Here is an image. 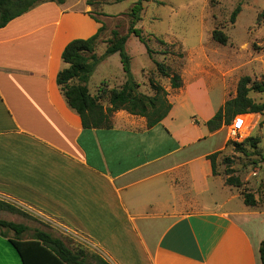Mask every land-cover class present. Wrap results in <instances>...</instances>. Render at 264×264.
<instances>
[{"label": "crops", "instance_id": "obj_1", "mask_svg": "<svg viewBox=\"0 0 264 264\" xmlns=\"http://www.w3.org/2000/svg\"><path fill=\"white\" fill-rule=\"evenodd\" d=\"M87 10L86 0L44 2L0 28V200L44 216L45 226L63 223L108 264H261L264 184L252 193L257 206L232 207L241 192L225 185L221 156L230 128L253 137L262 115L236 116L212 132L206 126L235 97L237 67L191 54L181 86L164 87L170 109L161 121L148 127L144 117L117 110L110 128H85L56 76L66 67L65 46L101 26ZM109 65L122 81L118 54L100 61L89 81ZM109 78L102 80L112 89ZM217 152L213 175L208 156ZM0 264H22L1 235Z\"/></svg>", "mask_w": 264, "mask_h": 264}, {"label": "rangeland", "instance_id": "obj_2", "mask_svg": "<svg viewBox=\"0 0 264 264\" xmlns=\"http://www.w3.org/2000/svg\"><path fill=\"white\" fill-rule=\"evenodd\" d=\"M136 1L99 0L94 1L96 5H87L89 8L88 12L86 11L87 14L91 16V13L105 26V31L100 36L95 51L97 56L101 54L102 46H106V41L110 38L112 30L118 31L120 35L127 33L130 25L128 12ZM81 3L82 0H79V5ZM238 3H241V10L235 23L231 24L229 17ZM142 8L141 20L135 24V27L142 30L149 47L153 50L152 59H157L160 63L167 65L171 75L179 74L186 60L192 54V56L197 55L201 58L207 56L225 60L227 65L237 67L240 77L247 75L252 80L264 81V23H257L258 14L264 10V0H244L242 2L241 0H146L142 2ZM214 29L221 30L228 36V43L225 46L212 41L211 33ZM155 37L164 40L167 45L160 46ZM126 46L128 52L133 55L132 63L130 60L131 74L136 81L143 85L141 91L138 90V92H153L149 82L163 88L170 84L168 78L161 77L156 73L154 66L147 68L150 61L144 53L145 47L132 34L129 35ZM118 74L119 70L116 66L109 65L107 68H102L101 71L94 73L88 87L91 92H98L99 89L110 90L106 85H102V79L110 77V82L117 85L112 88H119L124 82V76L120 81ZM119 81L122 82L121 85L118 83ZM250 97L257 103H264V93L252 92ZM107 100L106 95L102 97V105L108 106ZM252 136L259 139L258 145L263 156L236 152L232 144H229L222 157L230 159L232 162L230 167L234 170V176L238 177L244 185L256 183L250 187L251 189L247 186L240 188V192L244 189L251 193H260L263 190L261 186L264 184V173H262L264 170L262 169L264 164V127H256L252 131ZM223 166L225 169L224 164ZM222 174L224 175V173ZM234 194L238 197L232 200V207L244 206L242 197L237 192ZM4 201L11 203L7 200ZM19 207L25 215L0 211V219L25 225L28 231L23 237H30L33 230L38 229L60 237L73 249L84 248L89 256L99 254L93 243L62 225L63 223L56 222L62 227L45 226L49 221L44 216ZM8 235L11 237L13 233L8 232ZM88 258L90 264H96L95 260Z\"/></svg>", "mask_w": 264, "mask_h": 264}, {"label": "trees", "instance_id": "obj_3", "mask_svg": "<svg viewBox=\"0 0 264 264\" xmlns=\"http://www.w3.org/2000/svg\"><path fill=\"white\" fill-rule=\"evenodd\" d=\"M94 1L99 0H87L86 5H96ZM143 1L146 0H137L129 10L130 25L126 34L120 35L116 30L111 31V36L106 41V49L101 56H97L95 51L100 36L105 31V26L91 13L90 17L101 24L96 33L87 39L70 41L62 51L61 60L66 67L58 72L56 83L68 106L80 116L85 128H110L109 115L117 110H125L131 115L144 117L147 120V126L151 127L161 121L170 109L163 87L149 82L153 91L152 96L138 92L139 85L135 82L130 71L131 59L125 50L130 34L144 45L147 55L154 64L156 73L161 77L168 78L171 88L177 89L181 86L179 74L171 75L167 65L152 59L153 50L149 47L142 30L135 27V24L141 20L140 13L143 10ZM44 2H54L62 5L66 0H0V28ZM240 10L241 3H238L229 17L231 24L235 23ZM257 23H264V10L258 14ZM155 38L160 46L167 45L164 40ZM211 39L215 43L225 46L229 38L221 30L214 29L211 33ZM113 54L119 56L124 74V83L119 88L99 89L97 94L92 96L87 86L89 79L97 64ZM102 85H105V82ZM250 92L264 93V81L252 80L247 75L240 77L235 97L227 100L223 107L207 121L208 130L211 132L218 130L222 125H228L236 116H243L248 113L261 114L262 121L260 124L264 126V103L253 101L249 96ZM105 95L108 99V107L104 109L100 100ZM229 144H232L236 152H242L245 155L250 153L258 156L260 154L257 150L259 144L257 137H247L240 143L229 141L227 147H229ZM219 155L220 152H217L208 156L213 175L217 174L215 162ZM231 163L229 158L221 156V164L225 165L223 172L226 177L225 185L239 189L243 188L242 181L234 176V170L230 167ZM241 197L243 204L247 207H255L259 203L254 195L247 190L243 189L241 191ZM0 211L24 214L23 211L4 200H0ZM27 231L28 228L23 224L0 219V235L8 239L20 256L22 264H90L88 257L95 260L96 264H108L99 255L89 256L82 247L71 248L63 239L53 236L50 232L36 229L33 230L29 239H23L22 236ZM8 232L13 233V238L8 235ZM259 259L260 263L264 264V240L259 246Z\"/></svg>", "mask_w": 264, "mask_h": 264}, {"label": "built area", "instance_id": "obj_4", "mask_svg": "<svg viewBox=\"0 0 264 264\" xmlns=\"http://www.w3.org/2000/svg\"><path fill=\"white\" fill-rule=\"evenodd\" d=\"M228 135L230 140L233 142L240 143L242 142V140H244V136L240 132L239 125H234L233 127H231Z\"/></svg>", "mask_w": 264, "mask_h": 264}]
</instances>
